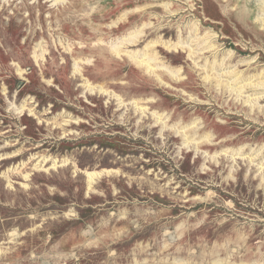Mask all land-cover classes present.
Listing matches in <instances>:
<instances>
[{
	"label": "rangeland",
	"instance_id": "374dc122",
	"mask_svg": "<svg viewBox=\"0 0 264 264\" xmlns=\"http://www.w3.org/2000/svg\"><path fill=\"white\" fill-rule=\"evenodd\" d=\"M61 2L0 0V264H264V0Z\"/></svg>",
	"mask_w": 264,
	"mask_h": 264
},
{
	"label": "bare ground",
	"instance_id": "6f19581e",
	"mask_svg": "<svg viewBox=\"0 0 264 264\" xmlns=\"http://www.w3.org/2000/svg\"><path fill=\"white\" fill-rule=\"evenodd\" d=\"M61 1H64V0H56V2H61ZM205 2H206V1H205ZM55 4H56V3H55ZM61 4H62V2H61ZM163 5H164V4H163ZM166 5H167V4H166ZM162 8H163V7H162ZM233 8H234V7H233ZM135 10H137V9H135ZM233 10H234V9H233ZM204 12H205V15H208V14H207V8H204ZM172 13H173V12H172ZM173 14H174V13H173ZM194 15H195V16H199L197 12H195ZM226 16H227L230 20H232V18H233V13L228 12V13L226 14ZM258 19H259V18H258ZM148 23H149V22H148ZM192 23H193V22H192ZM198 23H199V22H198ZM261 24H262V23H261ZM149 25H151V23H150ZM205 25H209V23L207 22V23H205ZM143 26H144V25H143ZM143 26H142V27H143ZM147 26H148V25H147ZM147 26H146V27H147ZM142 27H141V28H142ZM184 27H185V25H184ZM186 27H187V26H186ZM188 27H189V25H188ZM192 28H193V27H192ZM192 28H191V29H192ZM194 28H196L195 25H194ZM261 28H262V26H261ZM156 29H157V28H156ZM179 29H180V28H179ZM2 30H3V29H2ZM194 30H195V29H193V32H194ZM196 30L199 31L200 29L197 27ZM178 31H180V30H178ZM187 31H188V30H187ZM190 31H191V30H190ZM190 31H189V32H190ZM151 32H152V31H151ZM193 32H192V33H193ZM195 32H196V31H195ZM206 32H207V31H206ZM206 32H204V33H206ZM138 33H139V32H138ZM141 33H142V32H141ZM141 33H140V34H141ZM187 33H188V32H187ZM8 34H10V33H8ZM134 34H136V33H134ZM142 34H143V33H142ZM156 34H157V33H156ZM161 34H162V33H161ZM178 34H179V33H178ZM143 35H144V34H143ZM151 35H152V34H151ZM162 35H163V34H162ZM194 35H195V34H194ZM203 35H205V34H203ZM203 35H202V36H203ZM211 35H212V34H211ZM211 35H209V36H211ZM214 35H215V34H214ZM153 36H154V35H153ZM177 36H178V35H177ZM206 36H208V35H206ZM137 37H138V36H137ZM137 37H136V38H137ZM150 37H151V36H150ZM192 37H193V36H192ZM198 37H199V36H198ZM187 38H188V37H187ZM189 38H191V37H189ZM194 38H195V37H194ZM194 38H193V39H194ZM201 38H202V37H201ZM204 38H205V37H204ZM204 38H203V40H204ZM207 38H208V37H207ZM209 38H210V37H209ZM137 39H138V38H137ZM137 39H136V40H137ZM177 40H178V39H177ZM201 40H202V39H201ZM203 40H202V41H203ZM126 41H128V39H127ZM137 41H138V40H137ZM137 41H136V42H137ZM159 41H160V40H159ZM189 41H191V40H189ZM199 41H200V38H199ZM208 41H209V40H208ZM208 41H207V42H208ZM169 42H170V41H169ZM178 42H179V41H178ZM184 42H186V41H184ZM196 42H197V41H196ZM151 43H152V42H151ZM154 43H155V42H154ZM156 44H157V43H156ZM162 44H163V43H162ZM168 44H169V43H168ZM174 44H175V43H174ZM178 44H179V43H177V45H178ZM200 44H201V43H200ZM147 45H149V44H147ZM152 45H153V44H152ZM154 45H155V44H154ZM177 45H176V46H177ZM163 46H164V45H163ZM168 46H169V45H166V48H167ZM176 46H173V47H176ZM180 46H181V45H180ZM207 46H208V44H207ZM153 47H154V46H153ZM200 47H201V46H200ZM213 47L216 48V45H215V46H212V45H211V46H209V47H207V48H204L203 50H205V49H209V48L212 49ZM40 48H41V47H40ZM148 48H149V47H148ZM148 48H146V51L148 50ZM166 48H164V49H166ZM170 48H171V47H170ZM198 48H199V47H198ZM144 49H145V48H144ZM221 49H222V48H221ZM214 50H215V49H214ZM217 50H218V49H217ZM143 51H144V50H143ZM155 51H156V50H155ZM168 51H169V49H168ZM200 51H201V50H200ZM205 51H206V50H205ZM205 51H204V52H205ZM156 52H157V51H156ZM198 52H199V51H198ZM199 53H200V52H199ZM220 53H221V52H220ZM148 54H149V53H148ZM154 54H156V53H154ZM196 54H197V50L189 49V57L193 58ZM218 55H219V54H218ZM146 56H147V55H146ZM154 56H155V55H154ZM147 57H148V56H147ZM157 57H159V56H157ZM198 57H199V56H198ZM233 57H234V56H233ZM143 58H144V57H143ZM155 58H156V57H155ZM155 58H154V57H150V58L148 59V63H149V62H153V61L155 60ZM205 58H206V57H205ZM207 58H208V57H207ZM215 58H216V57H215ZM224 58H225V57H224ZM157 59H158V58H157ZM202 59H203V58H202ZM199 60H200V58H199ZM199 60H198V61H199ZM229 60H230V59H229ZM132 61H133V60H132ZM136 61H137V60H136ZM156 61H157V60H156ZM198 61H197V62H198ZM221 61H222V58H221L220 62H221ZM203 62H204V61H203ZM207 62H208V60H207ZM207 62H204V66H206L205 64H206ZM242 62H243V61H242ZM249 63H250V62H249ZM249 63H248V65H249ZM217 64H218V62H217ZM236 64H237V63H236ZM199 65H200V64H199ZM212 65H213V64H212ZM220 65H221V64H220ZM228 65H229V63H228ZM146 66L148 67V64H146ZM222 66H223V65H222ZM226 66H227V64H226ZM226 66H225V67H226ZM202 67H203V66H201V68H202ZM219 67H220V66H219ZM219 67H218V68H219ZM195 68H198V67H195ZM209 68H210V67H209ZM212 69H213V68H211V70H212ZM215 69H216V68H215ZM237 71H239L238 68H237ZM197 72H198V71H197ZM22 73H23V72H22ZM223 73H224V72H223ZM226 73H227V72H226ZM237 74H238V73H237ZM204 75H205V74H204ZM209 75H210V74H209ZM212 75H213V74H212ZM216 75H217V74H216ZM217 76H218V75H217ZM229 76H230V74H229ZM235 76H236V75H235ZM259 78H260V77H259ZM263 78H264V76H263ZM263 78H262V79H263ZM231 79H232V78H231ZM241 79H242V78H241ZM215 80H216V79H215ZM258 80H259V79H258ZM258 80H257V81H258ZM213 81H214V80H213ZM220 81H221V80H220ZM240 81H241V80H240ZM263 81H264V80H263ZM207 82H208V81H207ZM218 82H219V81H217V83H218ZM229 82H230V81H229ZM238 82H239V81H238ZM255 82H256V81H255ZM260 82H262V81L260 80ZM210 83H211V82H210ZM220 83H221V82H220ZM250 83H251V82H250ZM262 83H263V82H262ZM259 84H261V83H259ZM184 85H186V84H184ZM216 85H219V84H216ZM234 85H235V84H234ZM240 85H241V84H239V86H240ZM250 85H252V84H250ZM261 85H262V84H261ZM223 86H225V85H223ZM226 86H227V85H226ZM247 86H248V85H247ZM217 87H218V86H217ZM255 87H257V86H255ZM255 87H254V88H255ZM243 88H244V87H243ZM246 88H248V87H246ZM263 88H264V87H263ZM228 90H229V89H228ZM238 90H239V89H238ZM241 90H242V89H241ZM243 90H244V89H243ZM243 90H242V91H243ZM245 91H246V90H245ZM236 93H237V92H236ZM238 93H239V92H238ZM243 95H244V94H243ZM237 96H238V95H237ZM244 101L247 102V100H245V99H244ZM247 103H248V102H247ZM250 103H251V102H250ZM255 103H256V102H255ZM245 104H246V103H245ZM243 105H244V104H243ZM250 105H251V104H250ZM256 105H257V104H256ZM258 106H259V105H258ZM254 107H255V106H254ZM259 109H260V108H259ZM256 110H257V109H256ZM250 111H251V110H250ZM240 133H241V132H240ZM240 154H241V153H240ZM241 155H242V154H241ZM243 155H244V154H243ZM237 156H238V155H237ZM236 158H237V157H236ZM241 158H242V156H241ZM249 162H250V161H249ZM248 166H249V165H248ZM98 173H99V172H98ZM98 173H97V174H98ZM95 174H96V173H95ZM95 174H94V173H88L87 176H89V178L92 179V178L95 176ZM108 174H109V173H108ZM101 175H102V173H101ZM97 177H98V175H97ZM98 178H99V177H98ZM95 179H96V177H95ZM90 182H92V180H91Z\"/></svg>",
	"mask_w": 264,
	"mask_h": 264
}]
</instances>
